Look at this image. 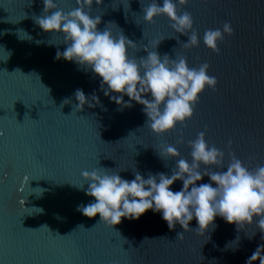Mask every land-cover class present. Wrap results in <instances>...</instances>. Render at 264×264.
<instances>
[{
  "label": "water",
  "instance_id": "1",
  "mask_svg": "<svg viewBox=\"0 0 264 264\" xmlns=\"http://www.w3.org/2000/svg\"><path fill=\"white\" fill-rule=\"evenodd\" d=\"M152 2L103 0L97 6L94 0L90 14L102 15L98 30L112 22L137 45L139 51L129 49L130 57H146L147 47L172 60L186 56L190 68L210 65L216 91L206 89L186 126L177 125L164 136L148 127L142 105L132 102L131 108L121 109L104 95L94 73L56 59L57 51L66 48L63 35L45 33L33 20L43 14V0H0V264H245L264 244L255 225L248 229L249 234L255 231L249 240L246 231L237 232L221 217L204 237L187 232L179 242L177 233L184 229L177 223L169 230L152 210L138 220L123 218L113 228L99 223V215L87 218L77 211L94 199L86 195L87 184L83 191L72 186L83 183V171H121L129 181L135 170L145 179L149 173L171 175L176 161L161 159L156 149L171 145L191 163L188 142L205 130L207 142L225 152L223 170L229 151L250 169L264 164V0H189L185 6L174 0L178 14L191 13L199 34V46L191 50L182 46L188 35L175 33L168 17L144 21L142 7ZM54 3L66 13L77 7L75 0ZM226 21L234 35L225 36L217 55L204 45V32L222 30ZM109 27L114 35L119 32ZM77 89L86 98L95 93L103 107L85 104L77 112ZM65 98L71 102L63 105ZM200 183L211 181L204 177ZM182 187L176 181L171 190ZM197 227L194 218L189 228ZM159 237L167 239L151 240ZM237 237L239 247L233 251L229 245Z\"/></svg>",
  "mask_w": 264,
  "mask_h": 264
},
{
  "label": "clouds",
  "instance_id": "2",
  "mask_svg": "<svg viewBox=\"0 0 264 264\" xmlns=\"http://www.w3.org/2000/svg\"><path fill=\"white\" fill-rule=\"evenodd\" d=\"M75 2L77 7L66 13L57 7L54 0H43V14L33 16V20L45 33L63 35L62 43L66 48L62 53L57 51V60L75 62L80 68L94 73L101 79L104 95L121 109L131 108L132 102L142 105L147 117L146 124L155 135L164 136L175 131L177 125L186 126L187 121L194 115L199 97L206 89L216 91L218 80L208 74L210 65L207 62L190 68L186 56L172 60L167 54L161 57L156 50L149 51L147 47L144 48L148 53L146 57H130L129 49L132 52L139 49L124 35L123 30L112 22L103 31L98 30L102 15L91 16L94 0ZM102 2L103 0H95L97 6ZM188 2L189 0H178L180 6H185ZM204 2L207 3V0ZM140 3L142 5V0ZM85 8L89 11L85 12ZM142 12L147 24H152L158 16L168 17L170 27L175 33L188 35V42L182 44L185 50L199 46V34L194 29L191 13L184 11L178 14L174 0H163L162 6L153 0L147 7H142ZM112 25L119 29L116 35L110 30L109 26ZM233 35L231 23L226 21L222 30L206 29L203 43L207 49L219 55L218 45L224 41L225 36ZM164 39L156 41L154 48ZM177 41L179 42L178 38ZM149 95L151 99L145 98ZM74 96L78 101V104L73 105L77 112L82 111L85 104L88 107H103L95 93L86 98L83 90L77 89ZM124 96L129 97V102L124 101ZM70 102V99L65 98L63 105ZM3 135L4 132L0 130V136ZM180 143H183L182 139ZM188 146L191 149V163L181 157L176 147L167 145L156 149L161 159L176 161L171 175L149 173L145 179L135 170V178L129 181L119 175L121 171L114 172L103 168L91 172L83 171V183L72 186L83 191L87 184L86 195L94 199L87 205H79L77 211L87 218L99 215V223L113 228L123 218L138 220L152 210L162 215L169 230H173L177 223L184 229L183 233H177L179 242H183L184 233L187 232L204 237L209 229L214 231L216 217H221L229 225H235L237 232L246 231V238L249 240L254 237L255 231L249 234L248 229L255 225L264 239V164L250 169L234 152L229 151V163L226 171L223 170L225 152L215 144L210 145L207 142L206 130L198 133L195 140H190ZM231 146L232 141L229 139L228 148L231 149ZM210 168L221 170L209 171ZM204 177H208L211 183H200L197 186V182ZM25 180L28 178L25 177ZM176 181H182L183 187L174 192L171 186ZM20 204L24 207L23 199ZM194 218L198 227L190 229L189 222ZM43 227L47 226L41 228ZM157 239L167 238L151 240ZM148 240L145 238L143 244ZM239 243L237 237L229 247L233 251L238 250ZM257 262L264 264V244L256 248L245 264Z\"/></svg>",
  "mask_w": 264,
  "mask_h": 264
}]
</instances>
